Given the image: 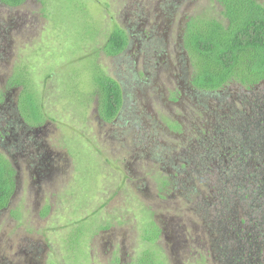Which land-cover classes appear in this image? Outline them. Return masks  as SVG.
Masks as SVG:
<instances>
[{"label": "rangeland", "instance_id": "374dc122", "mask_svg": "<svg viewBox=\"0 0 264 264\" xmlns=\"http://www.w3.org/2000/svg\"><path fill=\"white\" fill-rule=\"evenodd\" d=\"M223 10L217 0L0 5V93H5L0 128L18 117L34 129L16 149L0 143V153L17 171V190L0 214V264H136L147 250L166 264H219L217 258L232 264L234 251L241 248L245 258L252 247L259 253L248 264H264V223L253 224L258 215L249 210L253 219L242 224L243 208L235 202L234 214L227 213L226 220L233 236L219 224L227 206L220 198L228 203V196L237 193L240 199L254 191L252 186L245 191L235 183L218 185L220 179L204 175L199 162L200 146L206 144L199 136L209 121L210 138L223 149L231 147L233 155L242 145L235 144L233 133L219 132L222 125L234 131L237 125L243 132L246 121L247 137L264 138V103L252 108L256 97L264 98V86L251 93L234 84L225 92L228 106L223 107L218 98H207L191 84L187 25L194 17L222 21ZM118 26L132 45L123 55L108 57L103 47ZM98 68L123 89L124 110L113 124L99 114ZM20 74L43 105L45 120L37 126L20 112L24 87L12 85ZM235 111L242 118L229 116ZM176 123L181 131L173 127ZM29 137L38 145L29 147ZM38 147L50 155L49 171L34 164V153H42L35 151ZM184 156L193 159L194 178L182 172ZM229 157L224 165L232 169L237 155ZM254 163L251 168L258 172ZM260 171L263 179L264 166ZM165 180L172 184L164 185ZM177 180L183 185L174 186ZM238 219L240 236L234 231ZM156 224L161 237L147 241L146 235L157 232ZM226 235L234 238V251Z\"/></svg>", "mask_w": 264, "mask_h": 264}, {"label": "trees", "instance_id": "16d2710c", "mask_svg": "<svg viewBox=\"0 0 264 264\" xmlns=\"http://www.w3.org/2000/svg\"><path fill=\"white\" fill-rule=\"evenodd\" d=\"M217 1L224 8L222 14L226 23L207 17L191 18L185 34V48L192 62L191 84L193 88L207 98H218L220 105L226 107L228 105H226L227 103L225 100L228 99V97L225 95V92H228L234 84L243 86V88H246L247 91L251 93L264 86V5L258 0ZM26 2L27 0H0L2 6L12 9L19 8L26 4ZM128 44L127 31L118 26L110 34L103 48L108 57H116L124 53ZM95 79L99 88L100 117L104 122L113 124L118 120L119 116H121L120 114L125 106L122 86L115 78L110 77L100 68L96 71ZM27 81L28 80L20 74L13 78L12 85L24 87L20 112L22 111L23 114H27L26 116L30 119L29 121L32 125L37 126L38 124H42L45 120L43 105L37 96L33 94L35 93L33 88L30 90L31 85H29ZM4 95L5 93H0V106L4 104ZM256 98H258V101ZM256 98L255 102L252 104V108H259V104L261 102L264 103V98ZM254 111H257V109H254ZM224 116L228 115L224 114ZM229 116L232 118L240 116L242 118L237 111L229 113ZM208 123L205 124L206 127L204 126V130L201 129V131L200 128L197 130L199 132L201 131L206 138V144L200 146L202 158L199 162L204 166L202 173H205L204 175L210 174V177L213 179L218 177L220 179L218 185L223 184L226 187L235 183L239 188L244 187L245 191H249L250 186H252L251 188L254 190L250 194L245 195L242 193V196L239 197L240 199L237 198V193L233 196L229 195L228 203L225 198H220L221 201L224 199L227 206L222 209L223 214L221 215L219 224L223 227V230L227 231L228 234L230 233L226 220L228 219V214H234L235 202H237L241 210L243 208L242 224L247 223L249 220L251 221L254 214L259 217L253 224H259L260 220L264 223V178L260 179V177H262L260 168L264 166V146L260 144L264 143V138L262 139L260 134L247 137L248 135L245 133L244 128H248L249 125H247L246 121L243 123V130L241 129L243 132H238L237 125L235 126L237 131L222 125L224 128H221L219 132L225 133L226 135L233 133L235 135V144L242 145L240 147L242 151L235 152L233 155L231 147L228 148V146H226V148L223 149L221 146H218L217 141L210 138L213 130L210 129ZM261 123L263 124L261 130L264 137V119ZM173 127L176 131H181L182 126L176 123ZM238 134L243 135V138L240 139ZM260 141L261 143L257 144ZM242 152L244 154H242ZM235 155H237V158ZM226 157H229V159L231 157L236 158L232 168L234 170L231 168L228 169L229 167L224 165L227 163V160H225ZM183 159L184 167L182 166V172L186 170L184 173L192 176L191 162L193 159L185 156ZM253 161L255 162L254 167L258 172H253L251 168ZM219 166H221V168ZM196 171L198 172L197 168ZM196 171L194 172L195 175L197 174ZM229 171L234 172L229 178L225 179V175H230V173H228ZM198 174L196 178H198ZM203 176L202 178L206 177L209 179V176ZM243 177L245 179H243ZM171 184L172 181H170V184L168 180L164 181V185L166 186ZM179 185H181V182L177 180L174 186L178 187ZM16 190L17 171L13 167L11 161L4 154L0 153V214L3 210L8 209ZM242 202L243 207L241 205ZM205 205L204 203V206ZM249 210L254 212V214L251 212V219ZM239 219L236 221L237 223L235 222L234 224V231H236L238 236H240L238 229L240 224L238 223L240 221ZM155 227L157 232H154L150 236L146 235L145 239L147 241L155 242L161 237V229L157 224ZM150 231L152 232V229H150ZM244 231L249 233L251 237L252 235L254 236L255 232H251L250 229H245ZM230 235L233 236V233H230ZM226 240L232 242L233 245H230L233 246L234 251V249L237 248L233 243L234 238L231 240L227 237ZM226 249L227 247L222 246L221 252L227 257ZM239 250L241 251V248L238 249V251H234V256L231 260L232 264L254 263L258 256L257 253H259L258 250L256 251L252 247L250 249L251 251L247 252V257L244 258L241 252L239 253ZM217 261L219 264H223L218 258ZM136 264H166V262L155 251L147 250Z\"/></svg>", "mask_w": 264, "mask_h": 264}, {"label": "flooded vegetation", "instance_id": "af4514ba", "mask_svg": "<svg viewBox=\"0 0 264 264\" xmlns=\"http://www.w3.org/2000/svg\"><path fill=\"white\" fill-rule=\"evenodd\" d=\"M1 5V4H0ZM5 8H8L6 6H4ZM221 21V20H219ZM224 23H226V20L225 18L222 20ZM132 45V41H129V44H128V47L127 49L124 51V53H126L130 46ZM123 53V54H124ZM122 54V55H123ZM119 56V55H118ZM117 57V56H116ZM115 58V57H113ZM4 104H2L3 106ZM0 106V108L2 107ZM124 110V109H123ZM122 110V112H123ZM6 115V114H5ZM122 115V113L120 114ZM118 119H121V116H119ZM2 123V121H0ZM10 125L8 128H6L5 126H3L0 131V143H3L4 141H6L7 145H8V148L10 150L12 149H16L18 148L17 147V142L21 139V137H23L24 135L26 134H31V133H34V129H30L27 125H25L26 123L23 122L22 119H19L18 117L11 120L10 121ZM117 122V121H116ZM115 122V123H116ZM3 124V123H2ZM4 125V124H3ZM1 127V126H0ZM21 130V133H23V135H19L18 131ZM200 139L205 137L204 134H200ZM30 138V137H29ZM33 138L35 139V135H33ZM31 139V138H30ZM35 144L38 145V143H36L35 141H33L31 139V141L29 142V147H33ZM38 150L39 152H42L41 150H39V147L35 149V151ZM5 152V151H4ZM13 152V151H12ZM7 154V153H6ZM8 155V154H7ZM12 157H16L14 154H10ZM49 156L48 154H45L42 152V153H39V154H36L34 153V157H33V161L36 162L34 163L36 165V167H38L39 165L41 166L42 165V169L41 171H46L50 169V159H49ZM37 158V160H36ZM38 161V162H37ZM39 168V167H38ZM46 176V175H45Z\"/></svg>", "mask_w": 264, "mask_h": 264}]
</instances>
